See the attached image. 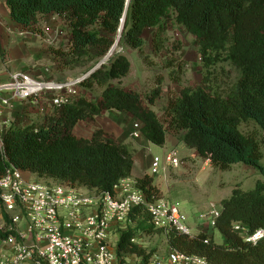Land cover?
<instances>
[{
  "label": "trees",
  "instance_id": "trees-1",
  "mask_svg": "<svg viewBox=\"0 0 264 264\" xmlns=\"http://www.w3.org/2000/svg\"><path fill=\"white\" fill-rule=\"evenodd\" d=\"M5 5L11 21L26 28L37 25L40 18L59 16L71 29L69 55L81 59L95 52L97 65L114 46L126 10L121 42L141 55L145 32H161L165 21L173 20L196 38L205 75L200 86L187 87L169 101L165 127L150 108L160 90L145 100L112 84L131 71L128 58L117 55L83 80L88 91L103 90L100 102L72 99L44 126H12L6 132L0 144V177L13 165L46 183L68 184L96 195L113 191L131 177L134 149L103 131L90 139L74 133L79 122L93 124L110 110L130 113L142 123V136L155 146L164 147L168 133H184L186 147L214 168L228 171L241 164L264 176V0H5ZM222 63L235 69V81L220 83L214 78L211 70ZM247 122L260 128L261 141L240 131ZM137 187L149 201L164 198L150 176L137 180ZM219 209L213 230L221 235V244L205 232L190 238L155 229L146 209L136 208L127 229L120 231L115 249L119 262L132 264L136 257L147 263L154 255L137 238L165 235L169 248L204 257L210 264H264V240L253 245L235 231L236 225L247 235L264 229V183L247 191L234 189ZM5 223L6 228L11 224L8 216ZM9 234L0 228V238Z\"/></svg>",
  "mask_w": 264,
  "mask_h": 264
},
{
  "label": "built area",
  "instance_id": "built-area-1",
  "mask_svg": "<svg viewBox=\"0 0 264 264\" xmlns=\"http://www.w3.org/2000/svg\"><path fill=\"white\" fill-rule=\"evenodd\" d=\"M1 27L0 14V36ZM45 43L53 44L50 38ZM118 53L116 50L107 54L101 62L109 64ZM88 74L66 82H44L26 72H15L7 83L0 85V93L11 94L10 98L1 99V105L11 108L14 101H39L48 94L52 108L59 112L78 98L77 88ZM142 128L137 121L131 137H143ZM182 166L184 161L173 149L167 152L164 161L159 157L153 159L151 174L159 176ZM139 207L146 209L155 229L165 233L176 231L190 238L196 236L177 203L166 197L149 201L137 187V181L130 178L122 180L113 191L96 195L68 184L37 181L11 165L0 177V228L10 233L6 239L0 238V249L5 253L0 264H121L115 252L120 231L127 228L131 213ZM5 216L11 222L8 228ZM219 216L220 209L212 203L208 219L213 228ZM235 231L244 234L245 241L253 245L264 240V229L247 235L244 228L236 225ZM115 232L118 234L113 236ZM143 264L210 263L204 257L170 249L166 257L153 256Z\"/></svg>",
  "mask_w": 264,
  "mask_h": 264
},
{
  "label": "rangeland",
  "instance_id": "rangeland-1",
  "mask_svg": "<svg viewBox=\"0 0 264 264\" xmlns=\"http://www.w3.org/2000/svg\"><path fill=\"white\" fill-rule=\"evenodd\" d=\"M1 3L2 8H4L3 2ZM67 26L60 17H43L39 19L38 24L32 30L35 34L43 38H40L39 43L35 41L33 46V48L39 49L38 54L40 58L37 59V63L40 66L49 63L54 67L57 64V59L50 54L52 52L51 47L54 50H59L58 52L62 54L60 56V65L64 66V70L62 71L61 69L59 79L55 80V82H66L67 80L77 78L78 75H86L91 68L93 70L97 66V61L94 59L95 52L81 59H75L69 55L68 46L71 29L67 28ZM60 35L62 36L60 37ZM58 36L60 38L57 40ZM46 38H50L53 44L48 45L44 41L42 42ZM144 40L146 43L144 55H141L138 51L122 43L121 38H119V33L115 37L114 45L118 41V55L128 58L131 63V71L125 78L113 81L112 84L125 91L135 92L145 100L152 95L153 91L160 90V98L150 108L155 111L160 121L167 127L165 111L169 101L177 98L183 89L197 87L202 84L205 69L203 67L199 46L196 38L183 27L176 25L173 20L165 21L163 31L161 32L157 29L147 30L144 34ZM56 44L58 45L56 46ZM71 60L72 62H70ZM43 69V67L40 68L36 76L30 75L40 81L52 82L50 75L48 73V75H45ZM211 71L214 78L215 76L218 77L217 79L220 83L223 81L229 82L230 80L235 81L238 77L235 69L228 63L219 64ZM77 90L79 94L78 98H85L91 100L93 103H98L97 101L103 93V90L98 87H94L91 91H88L83 86H80ZM50 97L47 94L39 100V102L47 103L45 110H38L40 112L34 110L33 113L35 117L39 116V118L42 117L41 119L44 118L45 120H33L34 122L30 126H44L48 123L51 116L56 115L57 112L51 106ZM24 118H18V121L16 119L15 124L20 127H28V122L27 120H23ZM240 131L244 135H253L260 141L262 139V132L254 122L242 123ZM75 133L79 138H87L85 135H79L78 131ZM183 136L184 133H168L167 138L170 149L167 147L153 146L152 156L159 157L164 161L168 152L167 150H173L181 146L180 143ZM262 154V164L264 165V147H262ZM182 160L184 161V166L176 171L167 170L164 182L166 187L164 190L161 189L162 194L164 197L179 205V208L187 217V225L193 229V233L197 235L205 232L209 236H213L216 243L221 244L223 241L221 235L213 230L210 219H208L210 205L213 203L219 208L221 201L229 198L234 189L239 187L245 191L251 190L258 182L264 183V176L254 168L241 164L234 165L228 171H222L214 168L211 162L206 164V161L202 159H198L196 162L189 156L182 158ZM32 177L37 181L44 182L38 180L35 176ZM203 225L204 228L202 227L200 229ZM116 234L118 233L115 232L113 236H116ZM112 242L115 243L114 238ZM136 242L147 253H153L154 256L161 258L166 257L171 249L168 246L165 235H140ZM142 261V258L136 257L130 260L132 264H141Z\"/></svg>",
  "mask_w": 264,
  "mask_h": 264
},
{
  "label": "crops",
  "instance_id": "crops-1",
  "mask_svg": "<svg viewBox=\"0 0 264 264\" xmlns=\"http://www.w3.org/2000/svg\"><path fill=\"white\" fill-rule=\"evenodd\" d=\"M1 2H3L5 6L4 8H2ZM1 2L0 14L2 19V27L0 36V85L7 83L10 79L11 74L15 72H26L33 76H36L40 71V68L42 67L44 68L43 71L45 75L49 74L52 81L58 80L61 69L62 71L64 70V66L60 65V52H58L59 50H54L51 47L52 52H50V54L52 55V57H55L57 59V64L54 67L49 63H45L44 65L40 66V64L37 63V59L40 58L38 54L39 49L33 48V46L35 44V41L39 43L38 41L41 37L32 31L34 26L26 28L11 21L9 11L5 5V0H1ZM67 28L70 27L67 26ZM61 36L62 35H60V37ZM60 37L58 36L57 40ZM71 38L72 36L70 35V40ZM43 41L45 42V40H42V42ZM57 45L58 44H56V46ZM70 45L71 44L69 42V49ZM83 75L84 74L78 75V77H81ZM10 96L11 94L9 92L3 91L0 93V110L3 112V114L0 116L1 140L4 139L6 132L12 126H18L17 124H15L16 119L18 121V118L25 117L23 120H27V125L30 126L34 122L33 120L37 121L39 119H44H41L42 117L39 118V116H36V118L33 114L34 110L40 112L38 110L43 111L45 110V106L47 107L46 102L39 101H29L27 103H24L23 101H14L13 107L11 108L2 106L1 99L10 98ZM100 100L101 98L97 102H99ZM89 101L92 102L91 100ZM136 122L137 120L128 112H118L116 110H110L104 112L100 117H97L93 124L89 125L85 122H79L74 129V133L78 131L79 135L82 134L87 137L85 139L92 138L95 132L98 131H103L105 133L115 135L118 142L131 146L135 151L134 167L130 179L137 181L149 175L154 179L155 184L159 185L160 188L164 190V188L166 187L164 182L167 171L161 173L159 176H153L151 174L152 161L155 158L152 156V153L153 146L155 145L150 143L145 137H141L140 139H133L131 137V132L133 131V126ZM173 144L175 143L173 142ZM180 144L181 146H178L176 150L178 151V153H180L181 158L190 156L196 162L198 161V159H200L195 150H190L186 147L185 143L183 142V138ZM165 147L170 149L168 138L166 140V145L163 148ZM209 162L210 161L207 160L206 164H208ZM170 170L176 171L177 169ZM4 254H2V251L0 249V261L2 260Z\"/></svg>",
  "mask_w": 264,
  "mask_h": 264
},
{
  "label": "water",
  "instance_id": "water-1",
  "mask_svg": "<svg viewBox=\"0 0 264 264\" xmlns=\"http://www.w3.org/2000/svg\"><path fill=\"white\" fill-rule=\"evenodd\" d=\"M129 2V0H128ZM126 17H127V10L123 16V19H122V22H121V26H120V29H119V34H120V38L122 37L121 34H122V31L124 29V25H125V21H126ZM118 43V41L115 43V45ZM115 45L112 47V49L109 51L108 55H111L113 54L116 50H115ZM103 65V62H100L89 74H91L93 71L97 70L98 68H100L101 66ZM88 74V75H89ZM87 75V76H88Z\"/></svg>",
  "mask_w": 264,
  "mask_h": 264
},
{
  "label": "bare ground",
  "instance_id": "bare-ground-1",
  "mask_svg": "<svg viewBox=\"0 0 264 264\" xmlns=\"http://www.w3.org/2000/svg\"><path fill=\"white\" fill-rule=\"evenodd\" d=\"M119 38H120V34H119ZM118 48V44L115 45V50H117Z\"/></svg>",
  "mask_w": 264,
  "mask_h": 264
}]
</instances>
